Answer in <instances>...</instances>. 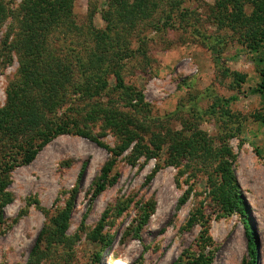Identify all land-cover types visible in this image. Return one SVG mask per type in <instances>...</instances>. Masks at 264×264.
Instances as JSON below:
<instances>
[{
    "label": "rangeland",
    "instance_id": "374dc122",
    "mask_svg": "<svg viewBox=\"0 0 264 264\" xmlns=\"http://www.w3.org/2000/svg\"><path fill=\"white\" fill-rule=\"evenodd\" d=\"M1 1L6 19L0 26V110L21 75L22 48L13 43L22 32L15 18L23 16L24 0ZM157 1L158 9L136 24L109 27L114 0H75L74 29L43 30L46 50L65 66L69 81L57 89L55 107L39 108L72 127H88L111 148L135 137L113 169L116 180L96 196V183L112 158L106 148L65 133L25 164L16 141L22 134L9 137L4 124L0 182L8 185L0 189V264H195L200 256L209 264H248L246 220L237 211H223L212 193L213 183L223 185L216 169L227 146L236 156L232 170L248 205L247 219L255 226L258 264H264V96L257 92L264 36L251 47L254 4L236 0L247 15L236 23L229 18L237 12L235 0ZM98 34L105 36L102 42ZM117 71L134 95L117 90ZM91 74L107 87L90 86L85 93ZM136 93L147 109L138 107ZM219 98L230 100V112L213 111ZM110 115L118 117L114 130L106 122ZM148 124L163 134L181 132L185 151L193 154L181 152L177 163L166 145L152 155ZM140 143L149 149L136 151ZM136 152L140 157L132 163ZM15 154L18 161L7 173L4 164ZM69 202L65 237L52 236V251L34 255L36 245L46 243L38 242L40 234L54 229L53 219ZM205 228L209 241L202 239Z\"/></svg>",
    "mask_w": 264,
    "mask_h": 264
},
{
    "label": "trees",
    "instance_id": "16d2710c",
    "mask_svg": "<svg viewBox=\"0 0 264 264\" xmlns=\"http://www.w3.org/2000/svg\"><path fill=\"white\" fill-rule=\"evenodd\" d=\"M115 1V11L109 12L107 16V21L109 27L120 24H136L138 17H147L149 13L153 10L158 9L157 0H114ZM254 4V27L249 31V37L252 38L253 45L255 47L258 43V36H264L263 29L261 28L264 24V0H248ZM75 0H24L20 7V13L23 16H18L15 18L19 27H22V32L13 46L21 47L22 53L21 57V75L16 83L10 86L9 100L5 108L0 110V131L3 129L4 124H9L6 126L5 133L11 137L12 135L19 133L22 134L18 137L16 141L20 144V149L23 150V163H31L39 151L49 144L53 139L61 134L79 135L88 138L99 146L106 148L112 153V158L107 162L103 169V174L100 176L96 183V188L94 194L97 196L102 193L109 183H113L116 177L113 178L112 172L116 166L119 157L127 151L132 145V141L135 135L129 137L117 148H111L107 144L103 143L99 136L95 135L88 127H72L68 120L63 121L62 117L53 118L48 117V114H52V110L46 111L44 108H39L40 106H56L60 98L58 93L61 92L57 89L63 87L68 83L69 74L65 70V66L61 63L58 58L51 59L52 55L46 50L45 43L47 42L46 36L48 33H43V30H48L54 27H64L65 29H74L76 26L73 21V8ZM235 6L237 7V12L231 14L229 18L233 22H241L247 19V15L244 12V5L235 0ZM6 7L5 4L0 0V26L1 23L6 19ZM261 30H259V29ZM105 36L97 35V42H102ZM9 46V50L13 47L12 43ZM97 54L91 53V57ZM220 56L217 55L216 60H220ZM98 61V60H97ZM240 75V74H238ZM92 76V77H91ZM94 74L89 77L86 88H84L85 93L90 91V86H96L97 88L107 87V82L101 77L94 78ZM116 79L118 81L116 88L117 90H124L125 93L129 94L130 88L123 85V80L121 73L119 71L115 72ZM262 79L258 85L257 92L264 96V69L262 70ZM242 75L240 79L244 80ZM95 81L94 85H91ZM240 81H238L239 83ZM67 89V88H66ZM68 93V90H62ZM78 93L77 91H75ZM42 94L41 99L39 96ZM60 94V93H59ZM131 94V93H130ZM129 94V95H130ZM134 95V94H131ZM138 107L142 109H147L146 105L143 103V95L141 93H136L134 98ZM230 100H222L221 98L216 99L213 104V111L217 113V109H222L224 112H230ZM40 109V110H39ZM51 109V108H50ZM112 113L114 110H112ZM118 118V117H117ZM115 116L110 115L107 117L106 122L113 128L114 124L118 121ZM24 126V129L20 128ZM107 125V124H106ZM105 125V126H106ZM149 132L152 134L149 138V146L154 149L151 151L152 155H158L164 146L168 145L169 150L172 154V161H177V155L181 152L187 153L185 151L184 136L181 132H176L172 130L165 131V134L158 132L151 128V125H146ZM156 127V126H155ZM17 129V130H16ZM114 130V128H113ZM25 144L30 146L29 149H25ZM227 146V145H226ZM141 149L147 148L146 144L137 145L136 151H141ZM178 154H177V153ZM16 153V152H15ZM142 153V152H141ZM183 153V154H184ZM193 154V151L191 150ZM188 152V155L191 154ZM18 154L12 157L11 164H4V171L8 173L16 163ZM225 158L220 160L216 171L222 178L223 185L219 186L216 182L212 185V193L214 198V203L218 205L225 212H239L241 216L246 220L245 229L249 240V255L251 261L248 264H258V244L257 235L255 232V226L250 222L248 218V205L245 202L240 188L238 186L236 176L233 173V163L236 161V156L233 155L232 151L227 147L224 149ZM140 157L138 152L130 157V161L135 163ZM169 162L173 163L174 162ZM180 162V159L177 163ZM111 178V179H110ZM0 189L4 191L7 187V183L0 182ZM4 201H8L10 194L7 192L4 194ZM73 203L69 202L65 210L60 212L54 219V233L53 230L49 232L44 229L40 234L38 242L44 244V248L36 245L34 250V255L39 252H51L52 240L51 237L64 238L65 233L68 228V221L72 213ZM194 219L191 220L193 224ZM202 239H208V229L205 228ZM56 242V240H54ZM37 243V244H39ZM48 245V246H47ZM39 247V248H38ZM53 248V247H52ZM47 255V254H46ZM38 256V255H37ZM35 256V257H37ZM34 259V258H32ZM210 259L205 256H200L198 259L194 260L195 264H209Z\"/></svg>",
    "mask_w": 264,
    "mask_h": 264
}]
</instances>
